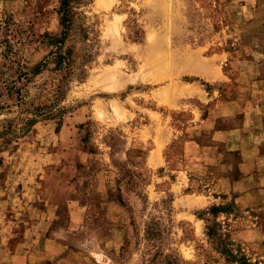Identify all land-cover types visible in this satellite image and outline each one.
Listing matches in <instances>:
<instances>
[{
	"label": "rangeland",
	"instance_id": "374dc122",
	"mask_svg": "<svg viewBox=\"0 0 264 264\" xmlns=\"http://www.w3.org/2000/svg\"><path fill=\"white\" fill-rule=\"evenodd\" d=\"M57 5L0 0V24L12 21L0 49L8 41L28 67L39 61L42 34L59 31ZM76 10L65 42L75 73L58 99L46 94L59 119L0 150V264H234L206 236L213 222L264 264V191L239 196L247 188L232 182L249 165L211 137L256 111L264 0H83ZM50 77L32 76L24 99Z\"/></svg>",
	"mask_w": 264,
	"mask_h": 264
},
{
	"label": "trees",
	"instance_id": "16d2710c",
	"mask_svg": "<svg viewBox=\"0 0 264 264\" xmlns=\"http://www.w3.org/2000/svg\"><path fill=\"white\" fill-rule=\"evenodd\" d=\"M83 0H58L55 9L59 31L53 35L42 34L45 37V43L49 46L46 54L31 67H28L23 59L16 54L12 45L4 43L0 49V57L3 59L0 69V114H12L10 116L2 115L0 117V150L14 149L18 139L23 137L39 120L58 118L61 109H52V104L48 102L47 93L54 94V99L61 95V79L65 76L74 74L75 54L71 46L65 45L66 39L71 30L77 26L76 8ZM12 21L8 16L0 24L2 33L11 31ZM82 31V30H81ZM51 64L49 68L47 65ZM43 69L52 73L50 80L39 86L38 92L31 100H25L24 90L30 78ZM54 76H59L57 78ZM1 98H4L1 100ZM12 107L14 109H12ZM59 125V120L57 122ZM228 204L210 205L206 213L215 216L218 212H226ZM216 222L212 225H206V236L214 239L217 251L224 257L226 262L234 264H254L246 260L239 249L232 247L231 241L226 234L219 233L214 228ZM153 226H147L146 233L153 236ZM169 258V259H168ZM165 264H177L174 258L166 257Z\"/></svg>",
	"mask_w": 264,
	"mask_h": 264
},
{
	"label": "crops",
	"instance_id": "0c3cea01",
	"mask_svg": "<svg viewBox=\"0 0 264 264\" xmlns=\"http://www.w3.org/2000/svg\"><path fill=\"white\" fill-rule=\"evenodd\" d=\"M256 81L260 87L258 91L261 92L258 100L253 103L256 111H244L238 124L226 130H215L211 134L212 139L226 149L238 150L242 164L249 165L243 171L247 174L232 182L233 186L243 182L244 189L247 188L239 192V196L252 188L260 187L264 191V77ZM246 156H249L250 160H247ZM260 165L262 167H259Z\"/></svg>",
	"mask_w": 264,
	"mask_h": 264
}]
</instances>
